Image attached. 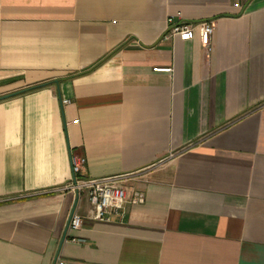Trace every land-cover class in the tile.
<instances>
[{
  "label": "crops",
  "instance_id": "crops-1",
  "mask_svg": "<svg viewBox=\"0 0 264 264\" xmlns=\"http://www.w3.org/2000/svg\"><path fill=\"white\" fill-rule=\"evenodd\" d=\"M29 89L0 101V264H264V0H0V97ZM73 154L145 203L93 220Z\"/></svg>",
  "mask_w": 264,
  "mask_h": 264
},
{
  "label": "built area",
  "instance_id": "built-area-1",
  "mask_svg": "<svg viewBox=\"0 0 264 264\" xmlns=\"http://www.w3.org/2000/svg\"><path fill=\"white\" fill-rule=\"evenodd\" d=\"M238 6V5H237ZM171 28L169 36L182 42L194 40L196 31H199L200 41L206 50H210L211 40L215 31L213 22L174 23L170 18ZM156 72H170L171 69L157 68ZM72 178L66 189L77 194H87L92 209V219L95 221L112 222L115 218L123 219L128 205H142L145 203V194L130 189L129 175H117L88 179L83 177L86 167V157L73 154L71 156ZM72 229L82 226V218L73 214L70 220Z\"/></svg>",
  "mask_w": 264,
  "mask_h": 264
},
{
  "label": "water",
  "instance_id": "water-1",
  "mask_svg": "<svg viewBox=\"0 0 264 264\" xmlns=\"http://www.w3.org/2000/svg\"><path fill=\"white\" fill-rule=\"evenodd\" d=\"M55 84H59V82H58V81H55ZM30 90H31V89H29V90H25V91H22V92H17V93H14V94H9V95H7V96L0 97V101H2V100H6V99H9V98H11V97L18 96V95L23 94V93H25V92H28V91H30ZM76 205H77V203L75 204V207H74V210H73V214L75 213ZM73 214H72V216H73ZM72 216H71V218H72Z\"/></svg>",
  "mask_w": 264,
  "mask_h": 264
},
{
  "label": "trees",
  "instance_id": "trees-1",
  "mask_svg": "<svg viewBox=\"0 0 264 264\" xmlns=\"http://www.w3.org/2000/svg\"><path fill=\"white\" fill-rule=\"evenodd\" d=\"M35 89V88H34ZM37 89V88H36Z\"/></svg>",
  "mask_w": 264,
  "mask_h": 264
}]
</instances>
